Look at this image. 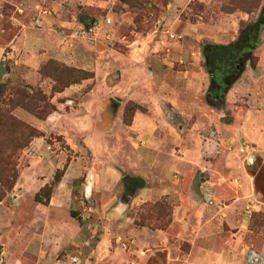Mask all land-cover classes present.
<instances>
[{
    "label": "crops",
    "instance_id": "obj_1",
    "mask_svg": "<svg viewBox=\"0 0 264 264\" xmlns=\"http://www.w3.org/2000/svg\"><path fill=\"white\" fill-rule=\"evenodd\" d=\"M145 1L137 22L133 0H0V62L10 68L0 81L39 84L50 62L91 73L53 93L45 119L16 111L44 135L62 136L69 151L36 137L20 150L18 177L0 199L4 264H264V224L254 223H264V112L240 113V139L225 144L232 150L216 154L200 133L186 145L169 122L173 114L196 126L210 119L199 97L210 25L185 18L195 0ZM79 25L96 35L69 42ZM128 103L138 109L126 125ZM125 175L139 185L124 184ZM50 185L46 203L36 201ZM157 201L171 206L168 224L137 225L140 206Z\"/></svg>",
    "mask_w": 264,
    "mask_h": 264
},
{
    "label": "rangeland",
    "instance_id": "obj_2",
    "mask_svg": "<svg viewBox=\"0 0 264 264\" xmlns=\"http://www.w3.org/2000/svg\"><path fill=\"white\" fill-rule=\"evenodd\" d=\"M133 2L137 12L135 21L138 22L144 14V5L142 4H145L146 1L133 0ZM7 11L5 10L4 13L7 14ZM185 13L187 14L185 18L191 22L198 21L210 25L208 35L202 39L207 44L209 51L207 58L202 56L200 59L205 73L203 83L205 89L199 96L201 116H204L202 111L205 110L209 112L210 119L204 118L205 120L196 126L193 119L182 121L173 114L171 116L173 121L171 120L169 124L173 132L182 136L189 147L192 143L194 144L192 136H197V133H200L202 136V139L200 138L201 146L206 144V138L212 139L213 144H216L214 151L219 154L223 146L226 147V150L233 149V146L225 145L232 141L233 137L240 139L241 133L234 130L233 124L234 121L239 120L240 113L249 106H257L259 111L264 112V0H195L188 5ZM233 15L236 18L231 20ZM136 24L140 25V30L144 32L153 29L149 24L143 27L139 23ZM216 42L220 44L215 45ZM201 51H203V47ZM75 70H65L54 64H48L40 72L42 80L39 84L21 80L12 81L6 77L7 81H0L3 89L0 94L2 103L0 107L5 108L7 113L10 112L12 116L19 119L17 109H22L20 107L22 104L30 108L32 102L29 103V97L42 95L54 109L51 112L53 113L55 107L51 104V98L47 100V97L49 94H53L51 88L54 82L71 81L72 84H80L91 75L88 72ZM129 78H127L128 81ZM45 81L49 82L51 86L49 90L40 88V85ZM213 88H215L214 92ZM16 91L18 92L16 93ZM210 93H212V97H210ZM209 100L212 102L211 106L208 104ZM205 102L210 107L205 105ZM17 105L19 107H15ZM133 106L135 105L128 103L124 108V118L127 120L135 111ZM23 110L25 109L23 108ZM0 124H2V126L0 125V196L2 195L4 198L10 194L12 185L18 177L20 151L17 149L22 144L28 147L33 138L29 140V136H19L20 134H17L19 130L12 126L13 123L7 126L1 116ZM125 124L128 123L125 122ZM25 133L27 134V132ZM40 134L41 136L36 138H42L49 150L53 152L69 151L62 136H56L53 133L44 135L43 132ZM244 162L247 166H252L249 160ZM59 172V169L55 171L53 179L58 176ZM257 183L258 185L263 183L262 188L264 189V168L259 172ZM46 196L47 193H42L39 202L44 203L43 199ZM170 208V205L161 204L159 201L143 206L141 219H155L167 214ZM254 223L258 227L260 224H264L263 221L258 223L257 219Z\"/></svg>",
    "mask_w": 264,
    "mask_h": 264
},
{
    "label": "trees",
    "instance_id": "obj_3",
    "mask_svg": "<svg viewBox=\"0 0 264 264\" xmlns=\"http://www.w3.org/2000/svg\"><path fill=\"white\" fill-rule=\"evenodd\" d=\"M48 64H54V65L59 66L65 70L76 71L75 69L67 68V67L62 66L60 64H57L55 62H50ZM48 64H46V65H48ZM44 67L41 70H43ZM41 70H40V72H41ZM71 84H72L71 81H65L64 83L54 82L53 87L51 88V92H53V93L60 92L65 87H67ZM2 90L3 89H2V86L0 84V94L2 93ZM17 92L18 91H16V93ZM52 95L53 94H49V97H47V100H49V98H51ZM28 100H29V103H30V101L32 102V105L30 106V108L24 104H22V106H20V107L22 109L24 108L26 112L28 111V113H30L31 115L35 116L38 119H45L54 110L50 106L49 101H46V97H44L42 95L41 96L35 95L31 98L29 97ZM0 104H2V103L0 102ZM15 107H19V105L15 106ZM47 108H49V109L47 110ZM133 108L136 110V109H138V106L135 105V106H133ZM43 110H45V112H43ZM0 116L2 117L3 121L7 124V126H9L10 123H13L12 126L16 127V129L19 130V132L17 133L18 135L20 134L19 136H29V140L34 138V137L41 136L40 131H38L36 128L32 127L31 125L25 123L24 121H22V120L20 121V119L15 118L14 116H12L10 114V112L7 113L5 108L3 109L0 107ZM130 120H131V117L128 120L126 118H124V122H126L128 124L130 123ZM0 125L2 126V124H0ZM25 132H27V134ZM23 147H25L24 144L20 145L19 148L17 147L18 148L17 151H20ZM61 173H62V170H60V172L58 173V176L55 179H53L54 181H52L53 182L52 185L59 179ZM52 185L43 188L41 190L40 194H38L35 197L36 201H40L39 197L42 195V193H45V194L47 193V196L45 197V201H44V203H46V201H47V199L51 193ZM2 198H3V196L1 195L0 199H2ZM157 202H155V203H157ZM159 202L161 204H167V203H164L163 201H159ZM147 205H151V203H145V204L140 206V209L138 210V216L136 218V224L140 225V226H147L151 229H155V228L160 229V228L165 227L169 221L168 215L170 213V209H169V212L167 214H163L162 216H158L155 219H153V218L141 219L142 207L147 206ZM167 205H169V204H167Z\"/></svg>",
    "mask_w": 264,
    "mask_h": 264
},
{
    "label": "built area",
    "instance_id": "obj_4",
    "mask_svg": "<svg viewBox=\"0 0 264 264\" xmlns=\"http://www.w3.org/2000/svg\"><path fill=\"white\" fill-rule=\"evenodd\" d=\"M43 13H45V11ZM34 25H38V24L34 23ZM95 35H96V27L94 25H90V26L79 25L67 36V39L69 42H72V40H86L91 37H94ZM7 55L8 54H5V57ZM122 247H125V245H122ZM72 262H76V260L73 259ZM0 264H4V258L1 256V254H0Z\"/></svg>",
    "mask_w": 264,
    "mask_h": 264
},
{
    "label": "water",
    "instance_id": "obj_5",
    "mask_svg": "<svg viewBox=\"0 0 264 264\" xmlns=\"http://www.w3.org/2000/svg\"><path fill=\"white\" fill-rule=\"evenodd\" d=\"M81 22L83 21H87V19L82 18V16L80 17ZM89 24H92V22H90ZM203 54H205L204 50L202 51ZM205 58L206 55H204ZM10 72V68L8 66H5L3 63L0 62V80L2 79V77L6 74H8ZM252 159H249V162H251ZM122 181L124 182V184L129 185V186H133V187H137L139 185V181L136 179H133L131 177H129L128 175H125L122 178Z\"/></svg>",
    "mask_w": 264,
    "mask_h": 264
},
{
    "label": "flooded vegetation",
    "instance_id": "obj_6",
    "mask_svg": "<svg viewBox=\"0 0 264 264\" xmlns=\"http://www.w3.org/2000/svg\"><path fill=\"white\" fill-rule=\"evenodd\" d=\"M208 51H209V49L207 48V47H205L204 48V52H205V54H206V56L208 57ZM214 90H213V92L215 91V88H213ZM210 97H212V93H210Z\"/></svg>",
    "mask_w": 264,
    "mask_h": 264
}]
</instances>
